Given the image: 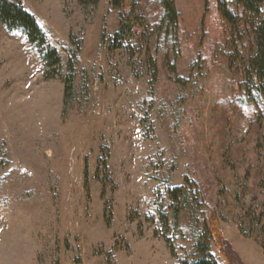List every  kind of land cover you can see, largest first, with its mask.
<instances>
[{"label":"rangeland","instance_id":"rangeland-1","mask_svg":"<svg viewBox=\"0 0 264 264\" xmlns=\"http://www.w3.org/2000/svg\"><path fill=\"white\" fill-rule=\"evenodd\" d=\"M173 2L177 26L160 0H20L60 57L51 77L0 24V264H176L204 218L218 264H264L247 217L264 213L251 34L216 0ZM121 19L136 29L113 49ZM174 188L188 198L176 223Z\"/></svg>","mask_w":264,"mask_h":264},{"label":"trees","instance_id":"trees-1","mask_svg":"<svg viewBox=\"0 0 264 264\" xmlns=\"http://www.w3.org/2000/svg\"><path fill=\"white\" fill-rule=\"evenodd\" d=\"M20 0H0V24L7 31H18L25 41L37 49L43 68L49 70L45 73L47 77L56 75L60 67V57L57 51L48 43L46 35L39 27L35 18L27 12L19 3ZM83 4L95 5L99 0H79ZM125 0H110V5L117 9L120 8ZM164 10L161 21L167 19V22L177 26V12L173 0H160ZM217 10L222 19L232 25L238 19L244 29L249 30L252 38V50L247 58V75L255 83L259 94L264 98V0H232L229 6L226 0H216ZM120 29L110 39L111 48L120 49L128 46L129 36L132 28L136 25L121 19ZM234 26V25H233ZM126 33V34H125ZM132 36V34H131ZM45 76V77H46ZM46 77V78H47ZM70 89V78L64 82V93ZM168 198L172 201L173 212L172 218L176 223L178 221L179 206L188 204L186 192L180 189H171L168 191ZM247 217L253 228L259 229L264 234V213H256L252 208L248 210ZM108 217V216H107ZM110 217V216H109ZM106 218V217H105ZM110 221V218H106ZM161 224L167 225V217L159 215ZM203 230L197 231L194 238L191 251L188 255L176 261V264H218L212 257L209 249V242L212 240L216 243L221 241V234L212 222L204 218ZM155 236H160L156 232ZM167 248L172 258L175 252L169 239L164 238ZM264 250V243L261 245Z\"/></svg>","mask_w":264,"mask_h":264}]
</instances>
